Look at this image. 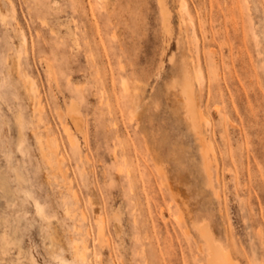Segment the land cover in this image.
Here are the masks:
<instances>
[{
  "label": "rangeland",
  "instance_id": "374dc122",
  "mask_svg": "<svg viewBox=\"0 0 264 264\" xmlns=\"http://www.w3.org/2000/svg\"><path fill=\"white\" fill-rule=\"evenodd\" d=\"M204 225L264 264V0H0V264H207Z\"/></svg>",
  "mask_w": 264,
  "mask_h": 264
},
{
  "label": "bare ground",
  "instance_id": "6f19581e",
  "mask_svg": "<svg viewBox=\"0 0 264 264\" xmlns=\"http://www.w3.org/2000/svg\"><path fill=\"white\" fill-rule=\"evenodd\" d=\"M184 1H186V0H184ZM186 3V2H185ZM186 5V4H185ZM13 6V5H12ZM13 8H14V6H13ZM184 8H185V6H184ZM186 10H188L187 8H186ZM190 13V12H189ZM164 17V16H163ZM191 19V18H190ZM165 22V21H164ZM167 25V24H166ZM23 34V33H22ZM23 37H24V39H25V35L23 34ZM186 74H187V72H186ZM185 74V75H186ZM191 73H189V75H190ZM198 74V73H197ZM196 74V75H197ZM202 75V74H201ZM199 77H200V79H201V77L202 76H200V74L198 75ZM187 77H188V75H187ZM191 77V76H190ZM185 78V77H184ZM189 80H190V78H188L185 82H189ZM32 82V81H31ZM30 82V83H31ZM200 82L201 81H199V84H200ZM187 84H191V82H189V83H187ZM184 85V87H186V88H184L182 91L183 92H185V97L187 98V99H185L186 101L185 102H187V101H191L190 102V104L189 105H187L186 106V108L188 109V107L191 105L193 108H195L194 106L196 105V104H198V102L196 101V104L194 105L193 104V102H192V100H190L192 97H191V95L193 96V94H191V93H193V92H191L190 93V91H191V89H192V91H194L193 90V87L192 88H190V91H189V88L188 87H190V85L188 86V85ZM191 86H193V85H191ZM33 88V87H32ZM183 88V87H182ZM181 88V89H182ZM34 89V88H33ZM32 91V90H31ZM189 92V93H188ZM31 93V92H30ZM189 94H191L190 96H189ZM183 95V94H182ZM184 97V96H183ZM182 97V98H183ZM189 99V100H188ZM194 99V98H193ZM194 101V100H193ZM192 103V104H191ZM191 106H190V108H191ZM189 108V109H190ZM189 109H188V112H187V115H190V113H193L190 117H192V125H193V129H195L196 130V132L198 133V136L199 137H203V140H205L204 138V136L202 135L201 136V128H203V127H198V124H197V122H196V120H197V115H196V113H194V111L193 112H189ZM201 110H203V108H200ZM195 110H196V108H195ZM71 111V110H70ZM197 111V110H196ZM200 111V110H199ZM202 113H204V112H202ZM196 115V116H195ZM197 117V118H196ZM207 117V116H206ZM204 119H205V115H204ZM209 119V118H208ZM208 119H205V120H208ZM204 120V121H205ZM207 123V122H206ZM208 123H209V121H208ZM201 124H199V126H200ZM83 127V126H82ZM68 131V130H67ZM71 132V131H70ZM70 134V133H69ZM86 134V133H85ZM202 139V138H201ZM206 142V141H205ZM210 145V144H209ZM208 146V145H207ZM211 146H213V145H211ZM210 146V147H211ZM56 147H58V142H56ZM205 147V146H204ZM214 148V147H213ZM206 148H204V150H203V152H202V154H203V157H204V162H203V164H204V167H205V169L204 170H206V172H207V180H208V185L209 186H211L216 192H217V190H216V185H215V182H214V178H215V173H214V170L212 169V161L210 160V156H209V153L208 152H206V150H205ZM212 150H214V149H212ZM210 152H212L211 150H210ZM215 152V151H214ZM57 154L58 155H60V156H58L57 155V158L59 159V160H61V158L63 157V152H61V151H58L57 152ZM215 154V153H214ZM213 154V155H214ZM216 155V154H215ZM213 158H214V156H213ZM216 158V157H215ZM216 164H217V162H216ZM218 189V188H217ZM218 195V194H217ZM103 230H104V227H103V225L102 224H100L99 225V232H103ZM202 234L204 235V237L206 238V241H207V244H208V254H207V264H236V260H235V258H234V255H233V250H232V248H228V247H225L223 244H221V243H219V242H217L216 240H215V238H214V236H213V234H212V232L209 230V228H207L206 227V225H204L203 227H202ZM230 234V233H229ZM86 249H87V245H80L79 247H77L76 248V255H77V257L78 258H80V259H82V260H85V257H86Z\"/></svg>",
  "mask_w": 264,
  "mask_h": 264
}]
</instances>
